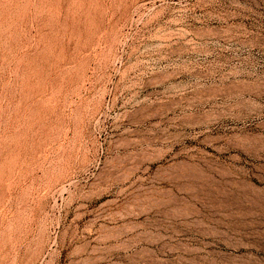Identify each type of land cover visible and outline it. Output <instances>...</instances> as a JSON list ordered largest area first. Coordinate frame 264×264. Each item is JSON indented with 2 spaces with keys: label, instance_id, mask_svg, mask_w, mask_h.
I'll list each match as a JSON object with an SVG mask.
<instances>
[{
  "label": "rangeland",
  "instance_id": "374dc122",
  "mask_svg": "<svg viewBox=\"0 0 264 264\" xmlns=\"http://www.w3.org/2000/svg\"><path fill=\"white\" fill-rule=\"evenodd\" d=\"M258 77L264 0H0V264H264Z\"/></svg>",
  "mask_w": 264,
  "mask_h": 264
},
{
  "label": "bare ground",
  "instance_id": "6f19581e",
  "mask_svg": "<svg viewBox=\"0 0 264 264\" xmlns=\"http://www.w3.org/2000/svg\"><path fill=\"white\" fill-rule=\"evenodd\" d=\"M231 85H234V87L238 89L232 96L240 98L237 104L242 106L240 108L241 111H239L237 115L235 114L236 116H232L235 121H239L242 124L241 132L235 136L241 145H261V143H264V78L258 77L252 80H240ZM229 86L230 84L226 85L225 88ZM255 121H257V127L260 128L259 132L248 131L246 125ZM245 259V264L259 263L258 256L254 252H249Z\"/></svg>",
  "mask_w": 264,
  "mask_h": 264
}]
</instances>
